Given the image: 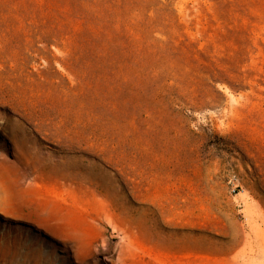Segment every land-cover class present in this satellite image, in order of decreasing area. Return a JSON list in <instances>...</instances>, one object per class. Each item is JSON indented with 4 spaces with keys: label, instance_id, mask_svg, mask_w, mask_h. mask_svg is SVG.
Returning a JSON list of instances; mask_svg holds the SVG:
<instances>
[{
    "label": "rangeland",
    "instance_id": "1",
    "mask_svg": "<svg viewBox=\"0 0 264 264\" xmlns=\"http://www.w3.org/2000/svg\"><path fill=\"white\" fill-rule=\"evenodd\" d=\"M122 238L264 264V0H0V264Z\"/></svg>",
    "mask_w": 264,
    "mask_h": 264
},
{
    "label": "bare ground",
    "instance_id": "2",
    "mask_svg": "<svg viewBox=\"0 0 264 264\" xmlns=\"http://www.w3.org/2000/svg\"><path fill=\"white\" fill-rule=\"evenodd\" d=\"M133 195L136 199L139 200L138 195H136V194H133ZM151 207H153V209H155L153 211H155V212L158 211V214L161 215L162 219L160 221H161V224L163 227H169L175 223V221L167 220L163 217L164 216V214H163L164 206L161 203L153 204V205H151ZM153 220L156 221L157 218H155V215L153 213H151L149 220H148V223H150ZM155 225H156V223H155ZM131 247H132L131 244H128V242L124 238H122L120 240V243L117 244L115 246V248L112 250L107 249L105 244H102L99 246L94 245L92 247V249L96 253H99L101 251L104 252V254L102 255V258H101L102 264H137V262L135 261L134 251H132Z\"/></svg>",
    "mask_w": 264,
    "mask_h": 264
}]
</instances>
